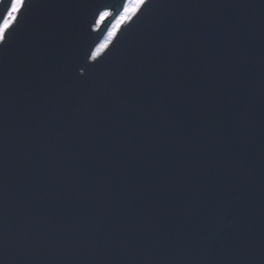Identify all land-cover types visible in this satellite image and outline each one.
I'll return each mask as SVG.
<instances>
[{"label":"water","instance_id":"1","mask_svg":"<svg viewBox=\"0 0 264 264\" xmlns=\"http://www.w3.org/2000/svg\"><path fill=\"white\" fill-rule=\"evenodd\" d=\"M125 2L0 45V264H264V0Z\"/></svg>","mask_w":264,"mask_h":264},{"label":"snow or ice","instance_id":"2","mask_svg":"<svg viewBox=\"0 0 264 264\" xmlns=\"http://www.w3.org/2000/svg\"><path fill=\"white\" fill-rule=\"evenodd\" d=\"M145 6L146 0H126L122 5V10L119 11V15L115 17L116 23L113 25V29L108 33L107 40H105V42L97 47L95 52L92 53L93 59L99 56V54L108 46L112 37L116 34V28L137 16V13H140ZM26 10L27 0H11L10 7L6 9V14L3 15V22L0 23V45L6 43L12 32L15 31L13 22L17 21V14ZM113 15L114 14L108 10L101 11L99 13V18L95 20V25L98 27L106 20V18L112 17ZM105 27H107L106 24Z\"/></svg>","mask_w":264,"mask_h":264},{"label":"rangeland","instance_id":"3","mask_svg":"<svg viewBox=\"0 0 264 264\" xmlns=\"http://www.w3.org/2000/svg\"><path fill=\"white\" fill-rule=\"evenodd\" d=\"M146 1H147V0H146ZM0 2H1V0H0ZM17 15H18V14H17ZM106 19H107V18H106ZM129 21H130V20H129ZM14 22H15V21H14ZM14 22H13V23H14ZM115 23H116V20L113 21V24L111 25V27H110V29H109V32L113 29V25H114ZM126 23H127V22H124V23L121 24L118 28H116V30H115L116 34L118 33L119 29H121L123 26L126 25ZM109 32H107V33H109ZM116 34L112 37V40L114 39V37L116 36ZM107 38H108V35H106V37H105V39L102 41V43H104L105 40H107ZM112 40L109 42V44L112 42ZM102 43H100V45H101ZM109 44H108V46H109ZM100 45H99V46H100ZM99 46H98V47H99ZM108 46H107V47H108ZM107 47H106V48H107ZM106 48H105V49H106ZM105 49H104V50H105ZM104 50H103V51H104ZM103 51H102L100 54H102ZM100 54H99V55H100Z\"/></svg>","mask_w":264,"mask_h":264},{"label":"bare ground","instance_id":"4","mask_svg":"<svg viewBox=\"0 0 264 264\" xmlns=\"http://www.w3.org/2000/svg\"><path fill=\"white\" fill-rule=\"evenodd\" d=\"M102 25V23L98 26V27H100ZM97 26H95V28H98ZM119 32V31H118Z\"/></svg>","mask_w":264,"mask_h":264}]
</instances>
